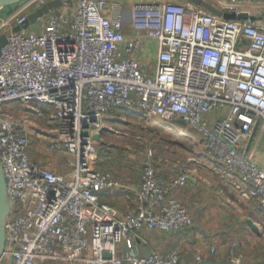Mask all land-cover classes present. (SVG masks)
Here are the masks:
<instances>
[{
    "label": "built area",
    "instance_id": "obj_1",
    "mask_svg": "<svg viewBox=\"0 0 264 264\" xmlns=\"http://www.w3.org/2000/svg\"><path fill=\"white\" fill-rule=\"evenodd\" d=\"M52 1L28 0L0 14V37L7 36L0 163L11 206L0 264L202 263L201 255L187 263L178 253L124 256L119 246L141 233L174 235L194 226L177 196L192 176L188 162H178V176L160 178L148 150L136 207L122 213L101 199L121 184L97 170L101 142L94 136L118 109L170 125L181 120L201 137L213 174L247 186L264 209V169L242 149L256 128L264 133V6L220 1L222 13L246 12L257 18L252 22L225 20L188 0L131 9L118 0H61L26 27ZM148 43L157 44L151 66L140 56ZM15 103L26 112L35 104L51 109L46 151L67 159V174L32 161L29 118L7 109ZM239 246L232 243L230 264L241 263L233 254ZM217 251L210 248L211 255Z\"/></svg>",
    "mask_w": 264,
    "mask_h": 264
},
{
    "label": "crops",
    "instance_id": "obj_2",
    "mask_svg": "<svg viewBox=\"0 0 264 264\" xmlns=\"http://www.w3.org/2000/svg\"><path fill=\"white\" fill-rule=\"evenodd\" d=\"M118 1L122 2L126 8L131 9L133 5L139 3H150L162 0ZM247 2L264 6V0H250ZM15 8L16 6L3 9L0 14L5 16ZM155 49H157V44L148 43L147 48L140 54L141 59L148 66H151L155 61ZM34 107L49 113L51 111V109L39 104H35ZM113 114H115L114 116H131L124 109L115 110L107 117L106 124L109 126L118 121V119L112 116ZM110 116H112L111 119ZM211 119L213 120L215 117L213 116ZM173 126H176L174 131L178 129L183 132L181 127L184 126L177 124ZM109 131L107 129L106 132ZM106 132L102 134L101 143H104ZM193 134L194 136L190 137V139L200 145L201 152L193 153V156H190L187 160L189 164L188 170L192 176V180L188 182L185 189L180 190L177 196L190 210L194 219V226L191 229L174 235L163 234L159 231H147L126 241L119 246V249L123 252L124 256L130 255L132 252L140 256H147L152 253H159L163 256L178 253L181 261L184 263L191 262L197 255H201L204 261L210 260L218 264H230L233 257L231 246L234 241L238 240L240 241V246L234 250L233 254L234 256L242 258L240 264H262L260 255L254 254V252H248V248L255 241L256 243H262L264 209L260 207L256 200L247 196L245 193L247 186L238 182L221 179L213 174L210 168L211 158L205 151L203 141L196 133L193 132ZM30 140H32V137ZM242 149L245 153L252 155L253 161L264 169V133L256 128L250 139L243 143ZM32 151L33 144L31 142L29 155L33 162L45 165L57 174H67L68 168L65 157H57L49 154L44 149V153L47 156H55V160L34 159L32 157ZM117 157L116 155L113 156V154H108L105 157L98 156L97 170L111 173L121 184L120 189L103 193L101 199L118 211L127 213L136 207L134 195L141 185L142 170L129 174L127 169L130 166H128L127 162L123 161L122 156H120L121 158ZM61 161L64 162L62 163ZM126 161H129V159H126ZM61 163L66 167L67 172L61 170ZM144 163L145 159L143 160V166ZM105 167L108 169H105ZM155 167L160 178L169 179L178 176L180 173L178 171L174 172V167L171 165H167L166 168L162 169L155 163ZM121 168L125 170H120ZM122 171L124 172L122 173ZM128 195L131 196L130 201L126 199ZM248 221H252L258 226L260 234L255 233L248 226ZM215 245L218 246L217 254L211 255L210 248Z\"/></svg>",
    "mask_w": 264,
    "mask_h": 264
},
{
    "label": "rangeland",
    "instance_id": "obj_3",
    "mask_svg": "<svg viewBox=\"0 0 264 264\" xmlns=\"http://www.w3.org/2000/svg\"><path fill=\"white\" fill-rule=\"evenodd\" d=\"M203 1L211 3L218 8L220 6V1L224 0ZM236 1L237 4L241 6L250 4L247 2L250 0ZM127 33L129 34L130 31L128 30ZM31 108L34 110L32 112L36 115L32 112L24 111L26 110L25 107L17 103L9 106L7 109L9 114L27 115L29 118V129L33 134L31 140L33 144L32 157L34 159L53 161L56 158L55 156H47L46 153H44V149H46L48 143V139L45 137L50 134L48 125L50 114L47 111L39 110L37 107ZM114 115L115 114L112 116ZM112 116H110V119ZM114 117L118 119V121L110 126L106 124L110 131L106 132L104 143H100L98 146V156L105 157L108 154H113V156L116 155L118 156L117 158H121L120 156H122L124 159L123 161L127 162L128 166H130V170L129 168L127 169L129 174L142 170L143 160L148 150H152L155 153L154 163L162 169L166 168L167 165L174 167L178 162L185 163L190 156H193V153L201 152L200 145L190 139L194 134L187 127H181L183 132H180L182 135H179L167 131L169 128L174 130L176 126L165 124L158 119H147L141 114H134L130 117L121 115ZM198 140L200 141V139ZM126 159H129V161H126ZM65 162H68L67 159ZM62 163L61 167H59L62 171L67 172L66 167ZM106 168L107 167H105V169ZM122 169L124 168L120 170ZM123 172L124 171H122V173ZM261 240L262 243H256L255 241V243L253 242L250 244L248 252H254V254L260 255L262 264H264V229H262Z\"/></svg>",
    "mask_w": 264,
    "mask_h": 264
},
{
    "label": "water",
    "instance_id": "obj_4",
    "mask_svg": "<svg viewBox=\"0 0 264 264\" xmlns=\"http://www.w3.org/2000/svg\"><path fill=\"white\" fill-rule=\"evenodd\" d=\"M28 0H0V10L11 8L14 6H18ZM191 3L202 7L209 13H212L213 15L217 17H223L225 20L228 21H235V20H250L252 22L256 21L257 18L254 16H250L248 13L243 12L241 14L236 13H222L216 6H214L211 3L205 2L203 0H188ZM61 6V0H55L44 6L42 9L37 11L36 13L29 16L28 22L26 24V27H28L31 24L36 23V21L43 17L44 15H47L51 10L58 9ZM20 28L15 29V32H18ZM7 44V36L0 37V58L2 54V49ZM177 124L181 126H185V123L183 121H177ZM107 131L106 128H104L99 134H96L94 136V139L98 142L102 140V134ZM192 179L190 178L189 181ZM11 213V206L8 200V192H7V182L6 178L0 163V260L2 259L5 248H6V231H5V222L10 216ZM248 226L257 234H260V229L258 226H256L252 221L247 222ZM105 258L109 259L110 255L105 254ZM200 264H218L213 261H203Z\"/></svg>",
    "mask_w": 264,
    "mask_h": 264
},
{
    "label": "bare ground",
    "instance_id": "obj_5",
    "mask_svg": "<svg viewBox=\"0 0 264 264\" xmlns=\"http://www.w3.org/2000/svg\"><path fill=\"white\" fill-rule=\"evenodd\" d=\"M167 131L172 132V133H175V134H179V135L181 134L182 135V133H180L181 131L178 130V129H177V131H174L172 129H167Z\"/></svg>",
    "mask_w": 264,
    "mask_h": 264
}]
</instances>
